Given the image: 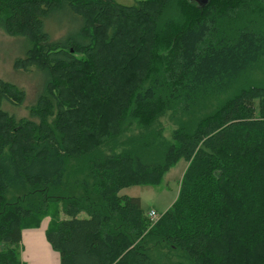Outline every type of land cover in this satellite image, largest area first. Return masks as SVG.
<instances>
[{
	"label": "trees",
	"instance_id": "16d2710c",
	"mask_svg": "<svg viewBox=\"0 0 264 264\" xmlns=\"http://www.w3.org/2000/svg\"><path fill=\"white\" fill-rule=\"evenodd\" d=\"M57 10L76 36L50 40ZM0 27L44 74L28 117L0 78V264L44 218L60 264H264V0H0ZM180 159L157 218L119 194Z\"/></svg>",
	"mask_w": 264,
	"mask_h": 264
},
{
	"label": "rangeland",
	"instance_id": "374dc122",
	"mask_svg": "<svg viewBox=\"0 0 264 264\" xmlns=\"http://www.w3.org/2000/svg\"><path fill=\"white\" fill-rule=\"evenodd\" d=\"M124 5H137V0H116ZM80 27L79 16L69 10H57L44 19V29L49 34L51 41H57L69 36H76ZM27 46V40L22 37H14L7 34L0 27V78L12 82L23 88L26 96L21 104H13L3 100L2 107L17 117H28V108L36 99L37 93L42 88L44 74L37 69H30L27 72L16 70L13 67L15 58L23 56ZM169 119H164L168 128L166 135H169L173 124ZM187 167V162L180 159L163 176L162 181L157 186L132 185L120 190L119 194L139 197L143 209L148 213L155 210L157 213L165 211L176 198L179 188V180L182 178ZM20 259L24 264L21 256Z\"/></svg>",
	"mask_w": 264,
	"mask_h": 264
},
{
	"label": "crops",
	"instance_id": "0c3cea01",
	"mask_svg": "<svg viewBox=\"0 0 264 264\" xmlns=\"http://www.w3.org/2000/svg\"><path fill=\"white\" fill-rule=\"evenodd\" d=\"M49 218L40 226L22 230L21 256L24 264H60L59 253L47 240Z\"/></svg>",
	"mask_w": 264,
	"mask_h": 264
},
{
	"label": "built area",
	"instance_id": "2783aa9c",
	"mask_svg": "<svg viewBox=\"0 0 264 264\" xmlns=\"http://www.w3.org/2000/svg\"><path fill=\"white\" fill-rule=\"evenodd\" d=\"M147 214L152 219H155V218L158 217V214H157V212L155 210H150Z\"/></svg>",
	"mask_w": 264,
	"mask_h": 264
},
{
	"label": "water",
	"instance_id": "95a60500",
	"mask_svg": "<svg viewBox=\"0 0 264 264\" xmlns=\"http://www.w3.org/2000/svg\"><path fill=\"white\" fill-rule=\"evenodd\" d=\"M190 1H195L197 4L202 7L208 3L209 0H190Z\"/></svg>",
	"mask_w": 264,
	"mask_h": 264
}]
</instances>
